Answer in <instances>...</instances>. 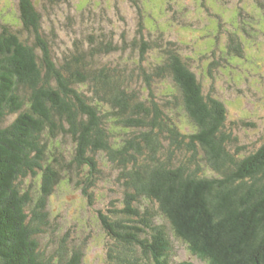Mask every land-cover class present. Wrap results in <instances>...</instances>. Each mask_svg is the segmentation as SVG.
<instances>
[{"label":"trees","instance_id":"obj_1","mask_svg":"<svg viewBox=\"0 0 264 264\" xmlns=\"http://www.w3.org/2000/svg\"><path fill=\"white\" fill-rule=\"evenodd\" d=\"M143 6L138 38L91 30L60 57L33 0L18 1L27 37L0 27V264H83L94 243L97 264H173L174 241L207 264H264V135L241 143L204 80L243 58V40L228 31L218 53L207 42L196 70L165 40L179 12ZM167 14L152 33L151 17ZM62 184L90 218L70 211L61 237L65 215L49 200Z\"/></svg>","mask_w":264,"mask_h":264},{"label":"rangeland","instance_id":"obj_2","mask_svg":"<svg viewBox=\"0 0 264 264\" xmlns=\"http://www.w3.org/2000/svg\"><path fill=\"white\" fill-rule=\"evenodd\" d=\"M18 1L0 0V27L11 26L14 31H20L23 37H27V32L23 31L21 26ZM144 1L68 0V3L60 1L50 4L47 0H33L41 11L42 30L47 34L53 44L54 53L59 57L76 39L92 31L97 34L112 33L119 39L122 35L125 38H138L139 23H143V19L139 15L142 13L136 7L141 8L144 20L150 17V12L143 6ZM163 7H172L179 12V16L175 17L176 24L171 23L165 27L164 23L171 22L168 16H172L167 14L161 16V21L156 18L153 22L151 17L148 28L157 34L154 32V26L161 28L164 24L165 40L175 43L184 54L194 58L193 66L196 70L200 67L198 65L206 61L198 60L208 58L202 51L207 50V42L213 43L214 40L217 49L213 53H218L222 46L231 45L229 40L226 41L231 35L227 34L228 31L235 32L238 38H242L243 58H236L232 66L217 67L212 73L214 81L204 78L205 87L209 90L212 86L214 95L225 103L228 108V121L235 124L230 125L231 127H237L240 142H254L259 145L261 142L258 139L264 135V27L261 26V22H264V0H163ZM214 15L219 17H212ZM243 29L254 32V37L245 35ZM142 35L146 37L148 32L144 30ZM224 62H227V59ZM9 118L13 119L14 116ZM248 122H252L254 127H246L244 124ZM60 146L63 147L64 156H68L72 149L70 140L62 141ZM105 171L108 174V170ZM107 185L99 184L95 189L96 194ZM56 194L59 195L50 198L49 208L65 215L59 223L61 229H57L62 237L68 228V213L74 211L70 217L73 223L85 225L86 219L90 218V207L78 195L79 189H71L68 184H62ZM73 242L77 244L76 241ZM99 246L100 243H94L87 247L83 264H97L95 254L99 252ZM170 257L173 264H207L198 256L190 254L185 245L178 241H174Z\"/></svg>","mask_w":264,"mask_h":264}]
</instances>
